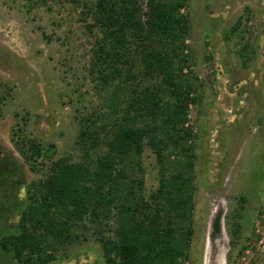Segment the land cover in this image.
Segmentation results:
<instances>
[{
	"label": "rangeland",
	"instance_id": "rangeland-1",
	"mask_svg": "<svg viewBox=\"0 0 264 264\" xmlns=\"http://www.w3.org/2000/svg\"><path fill=\"white\" fill-rule=\"evenodd\" d=\"M79 2L0 0V242L20 229L31 185L46 180L59 160L84 161L83 127L97 125L101 143L90 152L95 161L108 150L106 128L124 115L126 90L118 97L120 111L112 113L116 87L102 81L96 66L104 37L88 10L96 0ZM140 3L146 20L148 0ZM181 14L190 20L182 77L194 90L185 125L193 171L171 167L168 162L180 156L168 151L166 175L183 172L194 188L183 263L208 264L216 249L213 264H264V0H186ZM140 80L160 82L156 75ZM31 143L40 149L34 159L21 153ZM120 171L126 178L115 194L133 185L149 209L160 180L155 151L146 144L141 158L130 155ZM116 212L113 206L100 225L87 217L72 230L78 238L50 245L44 256L55 257L46 264H105L99 238L114 236ZM218 215L221 232L214 236ZM0 264L23 263L0 252Z\"/></svg>",
	"mask_w": 264,
	"mask_h": 264
},
{
	"label": "trees",
	"instance_id": "trees-1",
	"mask_svg": "<svg viewBox=\"0 0 264 264\" xmlns=\"http://www.w3.org/2000/svg\"><path fill=\"white\" fill-rule=\"evenodd\" d=\"M140 1L96 0L93 10L88 8L104 35L96 66L101 65L102 81L111 89L116 87L112 113L120 111L118 97L126 90L124 115L106 128L107 152L91 159V149L101 142L96 123L86 124L81 132L84 161L59 160L46 180L28 188L20 229L3 237L1 254L23 264H46L55 257L52 253L44 256L50 245L71 243L78 238L72 233L75 226L87 217L100 225L115 206L114 236L99 238L105 264H184L188 258L194 188L183 172L167 177L166 163L171 155L166 152L180 156L168 162L171 167L193 171L192 149L185 142L191 134L185 125L194 90L188 77H182L188 66L184 48L190 20L188 14H181L186 0H148L146 20ZM132 46L135 58L129 54ZM241 51L243 57H249V49ZM153 75L160 78L158 85L140 80ZM139 121L142 126H135ZM146 144L155 151L160 168L159 189L149 209L143 197L135 195L133 185L115 194L119 180L126 178L120 165L130 155L141 158ZM28 151L21 148L26 158L40 156L35 143ZM220 215L214 233L221 231ZM186 223L187 228L178 225Z\"/></svg>",
	"mask_w": 264,
	"mask_h": 264
},
{
	"label": "water",
	"instance_id": "water-1",
	"mask_svg": "<svg viewBox=\"0 0 264 264\" xmlns=\"http://www.w3.org/2000/svg\"><path fill=\"white\" fill-rule=\"evenodd\" d=\"M224 233V232H223ZM222 233V234H223ZM216 255H218V251H213V250H211V252L209 253V255H208V264H213V262L214 261H216ZM217 264V263H216Z\"/></svg>",
	"mask_w": 264,
	"mask_h": 264
},
{
	"label": "bare ground",
	"instance_id": "bare-ground-1",
	"mask_svg": "<svg viewBox=\"0 0 264 264\" xmlns=\"http://www.w3.org/2000/svg\"><path fill=\"white\" fill-rule=\"evenodd\" d=\"M225 249H226V248H225ZM225 249L223 250V256H225V254H226V250H225ZM227 251H228V250H227ZM226 255H227V254H226ZM221 262H222V264H225L223 259H221ZM219 263H220V262H219ZM219 263L217 262V264H219Z\"/></svg>",
	"mask_w": 264,
	"mask_h": 264
},
{
	"label": "flooded vegetation",
	"instance_id": "flooded-vegetation-1",
	"mask_svg": "<svg viewBox=\"0 0 264 264\" xmlns=\"http://www.w3.org/2000/svg\"><path fill=\"white\" fill-rule=\"evenodd\" d=\"M220 232H221V231H220ZM220 232H219V233H220ZM217 234H218V233H214V236H217ZM215 250H216V249H215ZM215 250H213V251H215ZM217 251H218V250H217Z\"/></svg>",
	"mask_w": 264,
	"mask_h": 264
}]
</instances>
